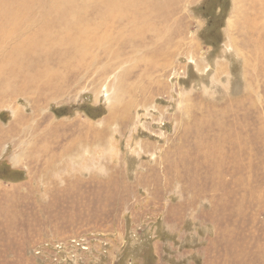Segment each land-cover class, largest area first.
Listing matches in <instances>:
<instances>
[{"label": "rangeland", "instance_id": "obj_1", "mask_svg": "<svg viewBox=\"0 0 264 264\" xmlns=\"http://www.w3.org/2000/svg\"><path fill=\"white\" fill-rule=\"evenodd\" d=\"M0 264H264V0H0Z\"/></svg>", "mask_w": 264, "mask_h": 264}, {"label": "bare ground", "instance_id": "obj_2", "mask_svg": "<svg viewBox=\"0 0 264 264\" xmlns=\"http://www.w3.org/2000/svg\"><path fill=\"white\" fill-rule=\"evenodd\" d=\"M17 22H18V21L12 23L11 25H12V26H16V23H17ZM7 28H8V27H7ZM8 29H9V28H8ZM8 29H6V30H8ZM6 32H8V31H6ZM6 35H7V34H6ZM6 35H5V36H6ZM12 53H13V52H12ZM9 60H10V59H9ZM9 60H8V61H9ZM6 61H7V60H6ZM1 64H2V63H1ZM3 64H4V63H3ZM6 64H7V63H6ZM3 66H4V65H3ZM2 68H3V67H2Z\"/></svg>", "mask_w": 264, "mask_h": 264}]
</instances>
